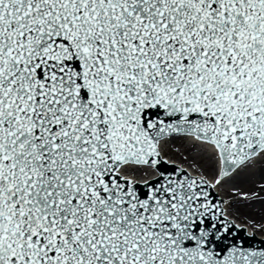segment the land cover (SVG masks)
<instances>
[{
  "label": "water",
  "instance_id": "1",
  "mask_svg": "<svg viewBox=\"0 0 264 264\" xmlns=\"http://www.w3.org/2000/svg\"><path fill=\"white\" fill-rule=\"evenodd\" d=\"M188 134L264 150V0H0V264H264Z\"/></svg>",
  "mask_w": 264,
  "mask_h": 264
},
{
  "label": "bare ground",
  "instance_id": "2",
  "mask_svg": "<svg viewBox=\"0 0 264 264\" xmlns=\"http://www.w3.org/2000/svg\"><path fill=\"white\" fill-rule=\"evenodd\" d=\"M185 137L188 140L187 146L191 145L194 148L201 149L202 151L208 154V157H211V159L213 160V163L216 165L214 176L208 179L207 178H204V179L211 185V187L217 193L219 198L225 201V203L222 204L224 215L230 220H232L238 227L245 228L249 234L254 235L256 234L255 232L257 230L264 231V210L261 208V207H264V195L254 194L250 197H237L233 199L235 201H238L241 204H248V206L251 207V211L254 212V222L248 225L233 218V216L230 214V209H229L230 202L228 200V198H230L228 195V192H238V194H240L242 193L243 190H250V187H252L251 181L253 180H249L250 178H247L248 175H246V173L249 170H251L253 166H257L258 168L262 166V163H264V158H263L264 150L258 152L257 154L249 158L245 163L239 165L232 173L223 177L222 155H221V151L218 148V146L207 140L198 138L195 135H186ZM174 138H178V137H174ZM166 139H169V138H166ZM166 139H163L160 141L159 149H160L162 156L165 159H167L170 162H173L169 160L164 154V150H163L164 144L163 143H164V140ZM175 164L179 165L183 169L195 175L193 171L190 169V167H186L178 163H175ZM134 167L142 168L146 172L150 173L151 174L150 179L155 177L156 175V172H153V169L150 167L135 166V165H129V164L122 166L119 169L118 173L122 175L124 179H128L130 181L139 182V183L145 182V180H140V179L137 180V179L131 178L128 174H126L128 169H131ZM253 179H255V177H253ZM229 181L234 182L235 187H230ZM263 182H264V174H261L259 176V179H255L253 181V184L254 186L255 185L257 186L258 184H262ZM258 236L264 239V235L259 234Z\"/></svg>",
  "mask_w": 264,
  "mask_h": 264
},
{
  "label": "rangeland",
  "instance_id": "3",
  "mask_svg": "<svg viewBox=\"0 0 264 264\" xmlns=\"http://www.w3.org/2000/svg\"><path fill=\"white\" fill-rule=\"evenodd\" d=\"M187 142L188 140L185 136L164 140L163 150L165 156L175 163L190 167L197 176L207 179L214 176L216 165L213 163L211 157H208V154L201 149L194 148L191 145L187 146ZM261 167L258 168L257 166H253L251 170L246 173V175H248L247 178L253 181L259 179V176L264 174V163H262ZM126 174L137 180H146L151 176V174L144 169L137 167L128 169ZM253 177H255V179H253ZM253 181H251L252 187H250V190H243L240 194H238V192H228L230 197L228 198L230 202V214L234 219L246 225L254 222V212L251 211V207H249L248 204H241L233 199L237 197H250L254 194L264 195V182L254 186ZM229 185L230 187H235L232 181H229ZM261 208L264 210V207ZM255 233L257 236L259 234L264 235V231L257 230Z\"/></svg>",
  "mask_w": 264,
  "mask_h": 264
}]
</instances>
